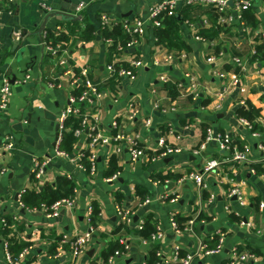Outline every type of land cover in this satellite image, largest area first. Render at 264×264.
I'll use <instances>...</instances> for the list:
<instances>
[{
  "label": "crops",
  "instance_id": "1",
  "mask_svg": "<svg viewBox=\"0 0 264 264\" xmlns=\"http://www.w3.org/2000/svg\"><path fill=\"white\" fill-rule=\"evenodd\" d=\"M154 3L156 0H47L51 12L45 14L40 0H15L14 3L0 0L3 11L0 18V74L10 78L12 83L9 107L6 111L0 110V148L8 134L14 136L16 145L13 151H3L0 159V240L4 236L1 219L9 217L12 223L8 238L16 246H31L21 264H108L103 253L118 242L123 248L121 241L127 242L130 248L111 264H149L155 245L144 244L137 228L115 234L119 222L116 193L123 195L122 204L134 215L135 222L140 223L152 216L164 234L158 247L168 257L174 255L178 246L182 253L193 256V264H227L231 252L239 248L257 257L252 264H264V209L260 208L264 204V178L252 175L248 165L230 161L235 149L245 146L251 148L253 160L258 161L261 156L258 141L239 124L237 110L244 107L238 105L239 100L245 99L246 105L251 102L260 110L261 118L257 122L264 127V60L253 55L254 50L262 52L264 41H260L257 35L253 37L251 34L249 38L242 35L237 25L229 27V31H224L216 40L199 41L196 37L200 27L209 29L213 24L204 11L195 13V20L199 23L185 24L180 41L183 43L178 46L158 44L154 30L148 29L144 38H137L138 44L132 49L111 56L102 33L89 42L79 38L87 24H93L100 33L103 14L117 23L142 19L148 25ZM81 4L88 6L81 14L74 12L78 21H65L61 17L46 21L52 12L63 8L72 14L71 8H78ZM252 11L258 26L248 27L258 34L264 28V0H255ZM59 26L68 37L66 44L74 67L88 68L92 79L103 88L104 98L96 110L101 133L110 135L113 122H118L128 132L139 136L149 154L168 146L182 148L180 154L156 160L149 155L147 159L133 163L124 153L117 156L120 172L114 181H109L112 176L107 175L109 159L113 155L106 148L97 150L94 175L79 167L77 158L89 144L87 130L76 140L67 157L55 155L59 119L74 90L73 75H66L56 67L57 59L46 55L43 46L45 34L52 31L56 36ZM73 28L76 32L72 34ZM242 39L240 45L238 42ZM219 45L224 55L216 66L209 65L207 57L216 54ZM181 55L186 58H180ZM167 56L178 58L167 63ZM236 57L242 58L250 71L244 78L249 93L241 97L237 90L229 92L221 109L216 110V94L228 87L229 81L217 79L213 70L222 67L231 71ZM116 59L122 64L131 60L143 62L135 81L115 82V88L108 83L106 67L109 61ZM54 70L62 76L60 89L47 86ZM27 74L31 76L27 83H15ZM163 74L169 77L171 84L178 82L182 85L176 98L170 96L167 86L160 81ZM187 74L195 77V88ZM2 79L0 77V90ZM131 104L141 108V118L129 126L126 118ZM154 104H159L158 111L154 110ZM147 118L152 122L149 129L143 126ZM208 127L232 137L230 150L223 151L218 143L213 142L200 155L195 153L203 143ZM161 140L164 147L160 146ZM45 158L51 159L46 168V184L56 182L61 175L71 177L77 184L75 208H63L57 217H48L42 209L27 210L19 203L21 194L34 188L35 161ZM211 160L223 164L205 176L207 189L201 191L190 181L181 185L177 183L183 176L201 172ZM3 169L6 171L1 174ZM167 180L169 183L166 184ZM138 188L151 199L147 206L140 205L142 197L137 195ZM234 189L240 190L244 206L240 205L236 195H232ZM164 195L176 196L178 201L163 203L161 198ZM211 196H215L214 201H210ZM94 203L100 207L101 219L93 241L77 260L71 259L69 254L57 258L55 255L62 237L67 236L71 242L90 230V208ZM172 216L181 226L195 219L194 233L176 236L171 226ZM219 230L227 233L224 249L219 254L203 257L201 246ZM209 244L214 246L215 243ZM0 264H8L1 244Z\"/></svg>",
  "mask_w": 264,
  "mask_h": 264
},
{
  "label": "built area",
  "instance_id": "2",
  "mask_svg": "<svg viewBox=\"0 0 264 264\" xmlns=\"http://www.w3.org/2000/svg\"><path fill=\"white\" fill-rule=\"evenodd\" d=\"M11 3H14L15 0H8ZM47 0H40L41 9L45 14L51 12V9L46 4ZM255 4V0H156V3L150 9L148 25L146 20L135 19L132 22H129L125 25V29L128 33L136 35L138 39L144 38L148 29H159L163 27V20L166 17H174L179 14V11L184 6H190L192 8L203 7L213 11L218 18L217 24L223 28H229L231 26L237 25L242 33V35L248 37L252 34L253 37L256 35L260 39V41H264V28L260 29L259 33L253 32L251 28L248 27L244 14L253 9ZM88 4H81L76 8L78 14H81ZM75 11V13H76ZM3 14L2 9H0V18ZM115 22L110 18L109 15L103 14L100 18V28L111 27ZM64 32L63 28L60 26L56 28L57 34H62ZM249 38V37H248ZM138 39L130 42L126 46H119L117 52L122 54L127 50L132 49L134 46L138 44ZM199 41H206L200 36L196 37ZM244 40H240L238 43L242 44ZM105 43L109 46L113 44V41L108 39L105 40ZM258 43V42H257ZM261 44V43H260ZM43 46L45 50V54L56 58V67L65 71L66 75H73L72 85L74 87L73 93L69 99L68 107L62 112L59 119V135L56 142L55 155L58 157H67L68 154L63 152L60 149V144L63 141L64 132L68 130L66 127L67 121L71 117H80L81 123L80 127L73 131L74 137L76 140L82 136V134L87 130L89 136V144L85 152L78 156L77 161L79 162V167H83L87 169L92 175L95 174L97 169V160L98 153L97 150L99 148H106L109 152L114 156H121L124 153H127L131 162L136 163L141 160L147 159L149 157V153L147 148L143 147L140 142V138L138 135H133L128 132L123 126L121 127L118 122H113L112 124V133L110 135H105L101 133V129L98 122V113L96 112L99 102L104 98V92L101 90L99 85L95 84L96 82L92 79L90 70L88 68H83L80 71V74L77 75L74 72V64L71 59L69 48L65 43L57 42L55 44H51L50 42H44ZM224 55L221 51L217 54H212L207 57V63L209 65L216 66L219 62V59ZM253 55H259V57L264 60V49L262 52H257V50L253 51ZM178 57L176 56H167L165 58V62L172 63ZM180 58L185 59V55H181ZM118 60L108 64L106 67V71L109 74L108 78L113 80L116 83H120L123 80L135 81L137 79V70L143 67V62L141 60H131L128 62L127 66L120 67V69H116V65L118 64ZM250 73L248 71L247 63L243 61L242 58L236 57L233 60V69L231 71H226L222 67L217 70H213V74L217 79L224 81H229V86L225 87L222 91L216 94L217 104L215 109L220 110L224 99L227 97L229 92L233 90H237L239 96L245 97L246 94L249 93L246 82L244 80L245 76ZM0 77H3V85L0 90V110L6 111L9 107L10 98L12 96V83L10 78H7L0 74ZM59 74H57L56 70L52 77L48 80L47 86L51 89H60L62 88L61 78ZM187 79L190 81L192 86L194 87L196 84L195 77L191 74H187ZM31 79L30 74H27L23 80L17 81V84H25ZM262 79L264 80V74L262 75ZM160 81L168 87L171 84V80L165 74L160 76ZM82 87V92L80 95H74V91ZM182 85L178 84V89L181 88ZM195 88V87H194ZM180 90V89H179ZM85 107V111H81L80 106ZM239 106L246 107V100L242 99L238 101ZM160 109L159 104H154V110L158 111ZM166 113V110H163ZM141 118V108L136 107L134 104L129 105L128 107V115L127 122L129 126L136 124L138 120ZM151 119L147 118L143 121L144 128L151 127ZM239 124L247 129L252 138L258 141V151L261 153V156L258 161L252 159L251 156V148L249 146L243 147L241 150L235 149L233 152L231 162L240 163L243 165L249 166V171L254 176H259L264 178V130L259 132L254 130V124L248 121L245 118H239ZM264 129V127H262ZM8 138L5 140L4 145L0 148V159L3 151H13L16 149V145L14 143V136L12 134H8ZM213 142L219 144V147L223 151H228L232 147V137L229 135L221 134L220 132H215L212 128L208 127L206 130V135L203 143L199 147L196 154L200 155L203 151L207 149V146ZM160 146L164 147V141H160ZM182 152V148L179 147H165L159 152V154H154L151 158L153 160L156 159H164L168 157H172L174 155L180 154ZM156 153V152H155ZM151 156V155H150ZM51 161L50 158H45L44 160H37L34 163L33 168V186L35 190H39V188L43 187L46 184V168ZM82 161H86L88 163V168H86ZM223 162L211 160L207 162L201 172H193L186 176L180 178L177 183L184 184L187 181L192 182L195 187L199 190L207 189V184L205 181V176L215 172ZM256 166L260 168V172L256 169ZM6 170H2L1 174H3ZM119 176V172L113 175L109 181L117 180ZM166 184L169 183L167 180ZM77 193V191H76ZM232 195H236L238 198V202L241 206H244L245 203L241 196V192L239 189H234L232 191ZM162 202L166 203H176L178 198L176 196L164 195L162 198ZM215 196H211L210 201H214ZM20 203V201H19ZM151 203V199L148 197L145 200H142L141 206H147ZM21 206H23L20 203ZM63 208L74 209L75 208V197L66 198L60 200L53 204L50 208L43 207L42 210H45L48 217H57L59 216L61 210ZM261 209H264V204L260 205ZM34 209L33 211H36ZM90 214L92 215V207L90 208ZM90 215V216H91ZM118 219L119 222L124 226L123 232L125 233L130 228H137V231L142 228L143 221L140 223L135 222L134 215L127 208L119 207L118 208ZM16 220V219H15ZM91 221V217H89ZM2 225L7 226V222L5 218L1 219ZM196 220L191 219L186 222L184 225H180L177 221L176 217L172 216L171 218V226L173 232L176 236H182L183 234L194 233ZM9 228V227H8ZM98 231V226H93L91 224L90 230L85 234L76 237L73 241H69L67 236H64L60 239L58 243V249L56 253L57 258L64 257L63 255L69 254L70 258L73 260H77L84 252L89 244L93 241L94 234ZM214 237L217 238V244L214 248H209L206 242L201 246L202 256L210 257L215 254H219L224 249L225 241L227 239V233L223 230L217 231L210 240ZM164 240V234L160 228L156 227V232L152 235L149 240H143L144 244L147 245H159ZM0 244L3 246L5 259L8 264H21L24 259L27 257L28 253L31 250V246H28L23 249V251L18 256H13L10 252V239L8 235L5 234L1 240ZM123 248L117 249L109 258L108 264H111L118 257L123 256L130 248V245L127 242L121 241ZM66 246H69L66 249ZM156 262L155 264H193V256H181L180 247L175 248L174 255L172 257H168L164 254L161 249H158L156 252ZM257 257L250 252L239 251L238 248L234 249L229 257L227 264H252V262L256 261Z\"/></svg>",
  "mask_w": 264,
  "mask_h": 264
},
{
  "label": "trees",
  "instance_id": "3",
  "mask_svg": "<svg viewBox=\"0 0 264 264\" xmlns=\"http://www.w3.org/2000/svg\"><path fill=\"white\" fill-rule=\"evenodd\" d=\"M198 11H204V13L208 14V16L213 20L212 27L209 29L201 28L198 32V36L202 37L203 39L207 41L216 40L220 37V35L225 31L227 32L228 28H223L217 24L218 18L217 15L206 8L198 7V8H192L190 6H184L180 9L179 14L174 17H166L163 20V27L159 29H152L154 30V37L157 40L158 44L164 45V44H177L180 45V42L182 41V35L183 28L185 24H191V23H199V20H195V13ZM180 17V20L179 18ZM245 21L249 27L256 28L258 26V20L256 19L254 15V11L250 10L244 14ZM129 22L127 20H123L121 22H118L114 24L111 27H104L101 28L100 33L96 32L95 27L93 24H87L86 29L83 31V33L80 34V39L82 41H92L96 38V36L99 34L104 38L105 40H112L113 44L109 46V50L111 53V56L117 55V50L119 46H126L130 42L137 39L136 35H133L131 33H128L125 29V25ZM61 28H63L61 26ZM72 34L75 33V28L71 29ZM229 31V30H228ZM44 42H50L51 44H55L57 42L65 43L68 41V37L62 33V34H56V36L53 35L52 31H48L47 34H45V37L43 38ZM219 45L215 52L216 54L221 52L222 49ZM263 49V48H261ZM260 49V50H261ZM224 50V49H223ZM223 52V51H222ZM112 61H109V64H111ZM116 69H120V67H125L127 64L118 63L115 64ZM74 72L79 75L80 69L74 67ZM112 85V87L115 88L116 84L113 80H110L108 82ZM99 85L101 90L103 91V88L99 83H95ZM178 82L175 84L168 85V91L172 98H176L180 90L178 89ZM82 92V87L77 88L74 91V95H80ZM81 111H85L84 106H80ZM237 114L239 118H245L248 121L252 122L254 124V130L255 131H263L264 129L261 127L260 123L257 122L259 118H261V112L259 109H257L251 102L247 103L246 107H242L239 110H237ZM81 118L80 117H71L67 123L66 127L68 130L64 132L63 141L61 142L60 149L63 150L65 153H71L73 151L74 145L76 143V138L74 137L73 131L78 129L80 127ZM207 130V129H206ZM205 130V132H206ZM242 148H240L241 150ZM154 154H159V152L152 153L150 152L151 157ZM82 164L88 168V163L86 161H82ZM256 169L260 172V168L256 166ZM120 172L119 166H118V159L116 156H111L108 163V177H111L115 175L116 173ZM168 177V176H166ZM164 177V178H166ZM33 180V176H32ZM77 191V184L76 182L67 175H61L57 178L56 182L51 184H45L43 187L39 188V190L33 189H26L20 196V203L23 205V207L27 210H34V209H42L43 207L50 208L53 204L56 202L66 199V198H74ZM137 195L142 197V200L146 199V192L142 193L140 188L137 189ZM123 195L116 193V200L118 202L119 207H123ZM7 226L2 225V232L3 234L8 233V227L12 223L11 218L5 217ZM101 219V210L97 203H94L92 206V215H91V224L93 226H98V222ZM156 223L153 220L152 216H148L143 220L142 228L137 231L141 239L143 240H149L152 235L156 232ZM124 226L121 224V222H118V225L116 227L115 234L121 235L124 234L123 232ZM126 233V232H125ZM210 242H214V246H210ZM207 246L209 248H214L217 244V238L214 237L212 240L206 242ZM28 244L25 245H19L16 246L14 243L10 240V252L13 256H18L24 248L28 247ZM69 246H66V249H68ZM120 248V243H115L111 246L109 251L103 253V258L107 262L108 258L117 250ZM159 247L156 245V247H153V255L151 256V261L149 264H155L156 262V252L158 251ZM239 251H241L238 248ZM181 256H186V254L181 252ZM148 264V263H147Z\"/></svg>",
  "mask_w": 264,
  "mask_h": 264
},
{
  "label": "water",
  "instance_id": "4",
  "mask_svg": "<svg viewBox=\"0 0 264 264\" xmlns=\"http://www.w3.org/2000/svg\"><path fill=\"white\" fill-rule=\"evenodd\" d=\"M72 9V14L71 13H69V11L68 10H66V9H63V8H61L60 10H58V11H55V12H52L51 14H49L48 16H47V18H46V21H48L49 19H51V18H54V17H61L63 20H65V21H78V19H79V17H77V16H75L74 15V12L76 11V7L74 6L73 8H71ZM179 18V20H180V17H178ZM46 24V23H45ZM43 27H45V25L43 26ZM58 128V130H59V126L57 127ZM58 132H57V138H56V142H57V139H58ZM56 142H55V144H54V146H56ZM136 221V220H135Z\"/></svg>",
  "mask_w": 264,
  "mask_h": 264
}]
</instances>
